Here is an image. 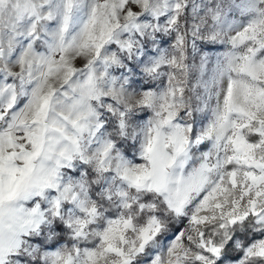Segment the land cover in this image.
<instances>
[{"label":"snow or ice","instance_id":"snow-or-ice-1","mask_svg":"<svg viewBox=\"0 0 264 264\" xmlns=\"http://www.w3.org/2000/svg\"><path fill=\"white\" fill-rule=\"evenodd\" d=\"M0 264H264V0H0Z\"/></svg>","mask_w":264,"mask_h":264}]
</instances>
